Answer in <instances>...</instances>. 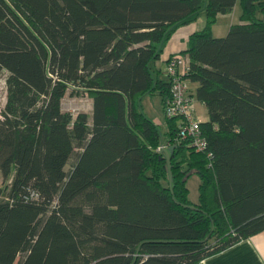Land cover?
Segmentation results:
<instances>
[{"label": "trees", "instance_id": "16d2710c", "mask_svg": "<svg viewBox=\"0 0 264 264\" xmlns=\"http://www.w3.org/2000/svg\"><path fill=\"white\" fill-rule=\"evenodd\" d=\"M203 11L179 53L208 115L197 152L165 115L156 63ZM3 72L0 264H203L264 231V0H0ZM68 94L92 113L63 112ZM147 95L166 132L139 109Z\"/></svg>", "mask_w": 264, "mask_h": 264}, {"label": "rangeland", "instance_id": "374dc122", "mask_svg": "<svg viewBox=\"0 0 264 264\" xmlns=\"http://www.w3.org/2000/svg\"><path fill=\"white\" fill-rule=\"evenodd\" d=\"M241 14V7L238 3L236 8L234 9V12L230 15H220L218 17L217 23L213 27V36L215 37H224L226 34H228L229 27L235 22H238L239 15ZM200 17L202 19L206 18V12L203 11L200 14ZM207 20V19H206ZM234 25V24H233ZM6 78L7 73L3 72L0 74V110L4 107L6 103V97H7V88H6ZM163 78L167 79L166 75H163ZM192 96V94H191ZM192 106L195 111L197 112V119L201 122L207 121L208 115H206V107L204 104L199 103L193 98L192 96ZM139 109L152 121H154L156 124H158L163 132L167 131L166 127V118L163 115L162 111V102L161 98L158 96H145L141 99L139 102ZM62 110L63 112H69L73 115L79 114V113H87L91 114L93 110V102L92 100L67 95L63 102H62ZM190 110V108H189ZM81 151V150H78ZM75 160V158H74ZM70 167L67 168L69 170ZM3 182L2 175L0 173V186ZM201 182L200 178L196 175H193L189 178L187 187L190 189L189 193V199L192 204H197L199 202V188H200Z\"/></svg>", "mask_w": 264, "mask_h": 264}, {"label": "crops", "instance_id": "0c3cea01", "mask_svg": "<svg viewBox=\"0 0 264 264\" xmlns=\"http://www.w3.org/2000/svg\"><path fill=\"white\" fill-rule=\"evenodd\" d=\"M236 23L234 22L233 24ZM205 26L206 18L202 17L201 19L199 16V18L190 25L178 29V31L172 36L171 40L165 45L160 61H157L156 63V68L162 71V75H165L166 73L167 61L169 58L173 55L183 56L179 55V53L188 48L190 36L195 32L202 31ZM184 57L187 58V56ZM188 87L191 88L190 90H194L196 85L188 84ZM196 111L195 108V116H197ZM203 264H264V231L247 240H243L220 253L208 257L204 260Z\"/></svg>", "mask_w": 264, "mask_h": 264}, {"label": "built area", "instance_id": "2783aa9c", "mask_svg": "<svg viewBox=\"0 0 264 264\" xmlns=\"http://www.w3.org/2000/svg\"><path fill=\"white\" fill-rule=\"evenodd\" d=\"M188 71L189 62L185 57L175 56L168 62L166 75L170 78L171 91L165 115L170 120L181 118L183 125L180 128V137L190 139L193 148L197 152H203L207 148V142L201 131V121L195 116L188 83L184 80Z\"/></svg>", "mask_w": 264, "mask_h": 264}, {"label": "water", "instance_id": "95a60500", "mask_svg": "<svg viewBox=\"0 0 264 264\" xmlns=\"http://www.w3.org/2000/svg\"><path fill=\"white\" fill-rule=\"evenodd\" d=\"M175 148H176L175 145L173 147H168V148H165L164 146L162 147V153L165 154L166 159H167L168 171H169V174H170V182L173 181L171 157H172V154H173V151L175 150ZM190 208H195V207L194 206H190Z\"/></svg>", "mask_w": 264, "mask_h": 264}]
</instances>
